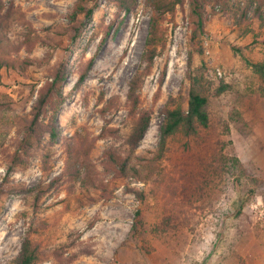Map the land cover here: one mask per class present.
Listing matches in <instances>:
<instances>
[{
  "label": "rangeland",
  "instance_id": "1",
  "mask_svg": "<svg viewBox=\"0 0 264 264\" xmlns=\"http://www.w3.org/2000/svg\"><path fill=\"white\" fill-rule=\"evenodd\" d=\"M238 1L245 3H231ZM76 3L77 0H0L3 13L11 5L21 9L43 38L32 52L23 49L17 55L34 62L28 78L12 69L2 72L0 92L11 97L15 112L21 117L31 115L40 91L53 81L62 63L71 72L63 85L65 102L58 118L61 135L53 147L50 173H44L40 155L30 158L28 169L10 173V155L22 138L18 128L12 130L0 150V264L17 259L27 237L40 247L41 264L264 261V192L260 190L240 222L219 224L216 219L218 211L230 208L237 196L227 187L193 207L168 203L170 211L179 206L181 216L178 227L165 238L152 239L147 234L144 242L137 234L134 225L140 204L134 191H148L150 187L106 172L104 153L113 146L120 148L128 132L129 85L146 67L142 59L153 12L146 0H137L138 7L132 13L120 11L114 0H101L93 22L73 44L62 35ZM223 3L209 0L202 56L192 46L190 0H185L163 22L166 49L160 50L139 91L141 109L148 111L152 120L138 152L146 154L158 147L165 118L162 110L171 97L189 87L190 52L194 50L193 67L204 63L207 68L210 111L217 135L227 144L224 153L239 158L250 176L264 180V80L254 75L243 60H264V28L251 26L252 31L244 36L245 27L237 24ZM12 34L17 35V31ZM92 59L87 78L78 85ZM221 86H226V91L218 96ZM51 114L47 110L46 121ZM115 129H121V135L113 133ZM48 141L47 135L45 142ZM79 148L88 149L85 157L95 184L91 189L83 190L65 176L71 160L69 149L75 156ZM167 167L172 172L169 164ZM57 177H61L58 184L49 190L50 182ZM241 179L245 188H255L249 176ZM227 182L232 188L235 180ZM36 195L41 199L34 207ZM155 213L148 209L147 220L154 221Z\"/></svg>",
  "mask_w": 264,
  "mask_h": 264
},
{
  "label": "trees",
  "instance_id": "2",
  "mask_svg": "<svg viewBox=\"0 0 264 264\" xmlns=\"http://www.w3.org/2000/svg\"><path fill=\"white\" fill-rule=\"evenodd\" d=\"M100 1L77 0L69 17V25L65 27L62 36L68 37L71 43H76L93 22ZM114 1L119 10L126 13H132L138 7L137 0ZM221 1L225 3L224 8L237 19V24L245 27L244 36L252 31L251 26L257 25L260 30L264 28V0H244V5L240 4L241 1L232 4L231 0H217L218 3ZM184 3L185 0H146L153 12L142 59L146 67L144 72L137 73L132 78L129 85L128 132L124 136L122 146L110 147L104 153L106 172L114 173L115 178L135 179L150 187L148 191H134L140 204L134 229L144 242L147 234L152 236V239H162L180 224L179 206L176 205L170 211L168 203L181 202L193 207L197 202L207 197L210 199L229 187L237 196L230 208L218 211L216 219L219 224H225L229 220L236 223L243 219L244 211L258 194L257 191L264 192V180L250 176L239 158L224 153L227 144L217 135L210 111L211 98L206 85V65L201 63L200 66L193 67L192 64L195 51L200 56L204 54L205 14L209 0H190V23L193 30L191 41L195 51L190 52L189 87L180 95L171 97L164 106L162 112L165 118L156 150L146 154L138 152L152 120L151 114L141 109L139 91L143 78L150 72L160 50L166 49L167 39L163 22L169 14H175L177 7ZM15 31L17 35L12 34ZM259 37L260 35H257L256 39ZM41 41L43 38L26 20L21 9L11 5L3 13L0 6V85L4 69H12L19 76L28 78L34 62L30 58L17 55L23 49L32 52ZM243 60L254 75L264 80V60ZM93 63L94 59L90 60L86 71L80 76L78 85L85 81ZM70 73L69 66L62 63L54 73L53 81L40 91L29 117L19 116L13 108L11 97L0 92V150L6 145L14 128H18L22 135L18 149L10 155V173L28 169L30 158L36 155L42 158L44 173H50L53 147L61 135L58 118L65 102L63 85ZM225 89L226 86H221L217 95L221 96ZM47 110L52 113L48 121L45 120ZM227 128L226 132L229 133V127ZM112 132L117 135L122 133L121 129ZM47 135L49 141L45 142ZM72 152L69 149L71 160H68L65 176L81 185L83 190L91 189L95 184L91 178L89 161L85 157L88 149L79 148L75 156ZM167 164L172 172L168 170ZM244 175L249 176L255 188H245L241 179ZM60 179L61 177H57L52 180L48 189L54 188ZM231 179L235 180L232 188L229 186L230 182H227ZM74 187L76 188V185ZM159 198L163 199L164 203ZM40 199V196H34V207H37ZM148 209L156 210L154 221L147 220ZM41 263V249L31 237L24 240L20 255L11 262Z\"/></svg>",
  "mask_w": 264,
  "mask_h": 264
},
{
  "label": "crops",
  "instance_id": "3",
  "mask_svg": "<svg viewBox=\"0 0 264 264\" xmlns=\"http://www.w3.org/2000/svg\"><path fill=\"white\" fill-rule=\"evenodd\" d=\"M251 264H264V261H255V263H251Z\"/></svg>",
  "mask_w": 264,
  "mask_h": 264
}]
</instances>
